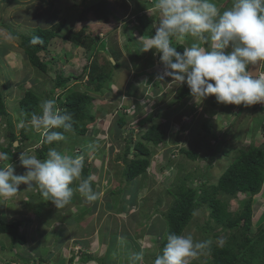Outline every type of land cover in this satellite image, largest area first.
<instances>
[{
    "label": "rangeland",
    "instance_id": "374dc122",
    "mask_svg": "<svg viewBox=\"0 0 264 264\" xmlns=\"http://www.w3.org/2000/svg\"><path fill=\"white\" fill-rule=\"evenodd\" d=\"M94 1L97 0H0V89L16 135L21 126L17 102L23 92L31 89L47 93L56 74L69 77V87L86 90L87 77L81 75L87 60L82 47L68 39L54 37L48 52L40 53L47 63V71L39 72L29 65L18 46V39L8 32L6 26L27 33L32 27L47 26L63 18L66 29L87 26L92 31L99 30V36L108 42V46L113 41L121 50L118 59L120 67L113 70L111 80L104 84L101 92L93 93L95 99L90 111L95 121L88 124L85 135L80 137L70 134L56 147L57 151L68 155L81 154V151L88 153L87 162L93 167L89 178L93 190L99 194L98 199L90 202L76 191L80 183V180H76L71 185L74 194L70 202L56 208L44 196H34L37 184L33 183L31 187L20 184L19 192L14 197L0 198V217L7 222L19 220V233L25 236V242L15 243L12 250H8L10 237L1 234L0 264H26L30 259L31 262L27 264H32L38 257L45 260L41 264H70V256L73 257L71 264H78L83 253L95 256L96 259L81 264H133V256L138 253L142 254L143 260L136 264H154L159 240L164 232L152 207L164 210L171 199L164 190L177 175L192 172L196 168L192 177V185L195 186L203 181L200 173L207 166L206 160L186 158L177 148L187 146L188 143L189 147L207 156L208 147L215 143L213 137H208L206 144H199L193 139L199 131L202 140L199 128L203 122H210L213 126L210 132L214 137L224 139L222 147L229 149L227 154L214 160L212 168L208 170L207 177L213 182L232 160L236 147L264 140L260 132L264 111L258 109L264 103L243 107L218 103L211 95L201 100L189 93L183 100L170 104L180 87L186 84L178 85L172 79H159L156 85H151L157 77L149 80L152 68L157 65L156 72L159 75L164 66L155 49L142 50L144 37L155 34L153 24L158 14L155 7L138 9L137 4L142 2L146 5L150 0H106L108 7L115 13L125 14L119 20L109 17L107 21L95 18L88 10ZM213 2L223 11L230 8L234 0ZM136 14L150 19L147 27L139 24ZM78 18L82 20L78 21ZM175 42L183 43L186 47L197 43L192 37L175 38ZM120 114L125 115L127 122L119 129L116 119ZM147 115H152L156 122L166 127L165 143L149 145L152 150L149 165L146 174L138 177L136 201H132L129 207L127 200L132 193L127 189L124 195L123 188L124 185L126 188L132 185L134 190L136 184L134 181L124 183L120 179L123 164L115 157L124 150L130 138L132 141L129 144L132 147L133 142L141 136L150 122H146L142 130L137 123ZM29 124L25 125L26 132L30 130ZM4 126L2 120L0 144L6 147ZM181 127H184L183 130L177 133ZM131 130L133 132L130 135ZM39 146L40 142L30 149L23 148L21 152L34 154V149ZM21 152L11 159L13 161L0 162V166L11 163L14 174L24 175L26 169L19 159ZM177 165L181 166V170ZM248 196L238 193L229 202L228 210L241 209ZM252 198L255 215L259 209L264 208V184ZM151 218L155 220L154 230L158 234L149 231ZM206 224L212 226L207 233L202 230ZM219 230L220 227L210 217L209 207L203 204L195 210L183 234H192L195 240L208 237L218 243L212 235ZM192 260L202 261L203 255Z\"/></svg>",
    "mask_w": 264,
    "mask_h": 264
},
{
    "label": "trees",
    "instance_id": "16d2710c",
    "mask_svg": "<svg viewBox=\"0 0 264 264\" xmlns=\"http://www.w3.org/2000/svg\"><path fill=\"white\" fill-rule=\"evenodd\" d=\"M120 3L122 4V2ZM137 7H139L138 9L146 10L155 7V0H150L146 5L139 2ZM88 10L95 18L102 21H107L110 18L119 20L125 15L115 13L112 8L108 7L106 0L92 2ZM135 16L142 27L148 26V22H150L149 18L137 14ZM78 19V21L82 20ZM90 28L79 26L78 29H66V21L63 18L47 26L38 25L32 27L27 33L17 32L10 26H6L8 32L18 39V46L29 65L39 72L47 71V63L43 61L40 53L48 52V46L54 37L68 39L75 45L82 47L87 60L83 74L81 75V77H87L85 81L86 90L69 87V77L56 74L47 93H38L31 89L23 92L17 103V111L19 119L23 122L24 126H20L18 135L13 130V124L7 111L4 95L0 89V124L4 120V137L7 141L6 147L0 144V148L2 152L9 154V161H12L11 159L15 155H18L24 147L30 148L38 142H40V146L34 149V154L42 160L46 159L49 148L56 149L62 143V141L53 142L52 144L43 143L41 133H35L30 124V130L28 132L25 131V125L30 123L31 115L41 112V103L46 99L55 100L56 96L55 101L61 111L72 114V130L65 132V136L74 134V136L82 137L88 130V124L95 121V116L90 111V107L95 99L93 93L101 92L104 84L111 80L113 70L120 67L118 59L121 57V50L117 46V43L113 41L108 46V42L102 36H99V30L92 31ZM34 36H39L42 43H33ZM172 45L179 52H182L186 47L183 43H176L175 37L172 38ZM261 69L264 70V62H261ZM189 93L190 89L187 85L180 87L175 99L170 104L183 100ZM258 109L262 112L264 111V106H260ZM116 121V125L120 129L126 125L127 119L124 114H120ZM146 122H150V124L141 136L133 142V146L131 147L129 144L132 141L130 138L124 150L115 157V159L122 161L123 164L120 179L122 178L124 183L125 181H134L136 184L134 190H132V185L129 188H126L124 185L123 188V192L128 189V192L132 193L127 200L129 207H131L132 201H136L138 177L146 174L149 165L150 154L152 152L149 145L158 146L165 143L166 127L156 122L152 115H147L138 121L137 126L142 128ZM183 128L181 127L177 133L181 132ZM212 128L213 126L210 122H203L199 128L202 133V140L199 131L193 139V141L199 144H206L205 140L208 137H213L215 143L211 147H208L209 153L207 156H203L195 151L194 147H189L188 143L187 146L177 148L178 152L186 158L191 160H206L207 166L200 173L203 181H200L195 186L192 185V181L194 180L192 177L193 173L197 170L196 168H193L192 172L177 175L173 183L164 190L171 197L164 210H159L156 206L152 207L154 213H157L156 217L160 219V224L162 223V231L164 232L159 240L158 254H160L166 242L167 235L169 233L183 234L195 210L203 204H207L210 209V217L216 226L220 227L218 232L213 233L212 238L215 240L223 238L224 243L221 245L217 241L213 242L210 250L203 255V260H192L191 264H264V223L262 221L264 220V208L259 209V212L254 215L252 198L260 192L264 184V140L259 143L254 142L247 146L236 147L232 160L222 173L217 175L216 179L211 182L207 177L208 170L212 168L214 160L221 157L222 154H227L229 150L222 147L224 139L213 136L212 132H210ZM261 129L260 132L264 136V122L261 125ZM56 130L63 131V129ZM132 132L133 130H131L130 135ZM14 141L18 142V145L15 147H13ZM132 149H134V152H131ZM81 154H84L86 157L81 179H89L93 167L87 162L88 153L81 151ZM177 167L181 170L180 165H177ZM238 193L248 194L249 196L244 200L241 209L228 210L229 202ZM126 194L127 192H124V195ZM35 195L37 197L43 196L38 185L37 191L34 193ZM219 195L224 196V198H221ZM124 209L129 211L126 206H124ZM154 218H151L149 231L155 234L157 232L154 230ZM256 219L258 220L256 221ZM20 224L19 220L7 222L0 217V235L6 234L10 237L8 250H12L15 243L25 242V236L19 233ZM211 229L212 226L210 224L202 226V230L205 233ZM206 239L209 238L205 237L204 240ZM1 247L3 246L1 245ZM93 258L96 259L95 256L83 253L80 255L81 262L78 264L87 262ZM72 260L73 257L70 256L68 259L70 264ZM43 261H45L44 258L38 257V260H34L32 264H41ZM29 262H31V259L25 263Z\"/></svg>",
    "mask_w": 264,
    "mask_h": 264
},
{
    "label": "clouds",
    "instance_id": "9594fccd",
    "mask_svg": "<svg viewBox=\"0 0 264 264\" xmlns=\"http://www.w3.org/2000/svg\"><path fill=\"white\" fill-rule=\"evenodd\" d=\"M155 11V34L144 37L142 50L155 49L164 70L158 75V66L152 68L149 80L157 77L151 85L159 79H172L178 85L186 84L191 95L201 100L211 95L223 104L248 107L264 103L261 63L257 73L248 70L249 65L264 62V0H234L223 11L213 0H155ZM174 37H192L197 43L179 52L172 45ZM33 43L42 40L34 36ZM40 107L39 114L31 115V127L41 133L45 144L64 141V133L72 130V114L62 112L54 99L44 100ZM14 142L13 147L18 145ZM19 159L26 169L24 175L14 174L11 163L0 167V198L14 197L22 183L28 187L35 183L56 208L64 207L74 194L71 185L80 180L76 191L90 202L98 199L90 178L81 179L84 154L68 155L49 148L46 159L24 152ZM9 160V154L0 151V162ZM212 243L211 239L195 240L192 234L169 233L154 264H191L192 259L206 254ZM218 243L222 245L223 238ZM142 260V254L133 256V264Z\"/></svg>",
    "mask_w": 264,
    "mask_h": 264
},
{
    "label": "water",
    "instance_id": "95a60500",
    "mask_svg": "<svg viewBox=\"0 0 264 264\" xmlns=\"http://www.w3.org/2000/svg\"><path fill=\"white\" fill-rule=\"evenodd\" d=\"M110 60L112 62H114V60L112 58H110ZM260 63L261 62L258 61L256 65H249L248 70L251 71V72H253V73H257L258 72V68L260 66ZM14 145H17V142L16 141L14 142Z\"/></svg>",
    "mask_w": 264,
    "mask_h": 264
},
{
    "label": "crops",
    "instance_id": "0c3cea01",
    "mask_svg": "<svg viewBox=\"0 0 264 264\" xmlns=\"http://www.w3.org/2000/svg\"><path fill=\"white\" fill-rule=\"evenodd\" d=\"M54 23V22H53Z\"/></svg>",
    "mask_w": 264,
    "mask_h": 264
}]
</instances>
